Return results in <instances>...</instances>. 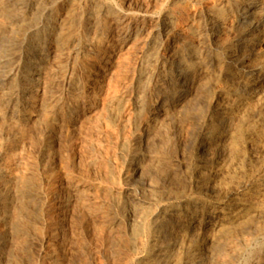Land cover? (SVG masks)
<instances>
[{"label":"bare ground","instance_id":"bare-ground-1","mask_svg":"<svg viewBox=\"0 0 264 264\" xmlns=\"http://www.w3.org/2000/svg\"><path fill=\"white\" fill-rule=\"evenodd\" d=\"M41 3L42 8H38V11L34 12L35 17H32L34 21L31 19L33 22H28V19L25 22L26 15ZM90 3L92 8L87 7L90 10L79 11L74 8L71 16L69 15L70 19L65 21L63 19L66 17H57V2L54 4L47 0H0V16H9L7 25L15 27L13 35L10 33L13 40L9 45V66L0 76V117L21 120L29 116L24 110L34 104L32 102L40 90L39 67L48 52L44 43L51 37L68 53L60 81L68 90L69 99H64L65 96L62 95L50 98V95V99L40 100L38 106L47 117L63 110H67L69 116H74L76 106H72V102L84 93L79 86L81 82L78 84L75 77L79 72L76 70H81L83 65L77 68L76 59L81 56L85 61L96 55L105 59V54L108 53L107 47H103V39L111 32L112 25H119L118 30L125 40H144L145 46L142 48L145 49L141 61L137 62L138 65L134 69L131 68V84L126 83L129 86L122 93L115 97L113 95L114 98L110 102H105L107 108L102 105L105 98L102 102L98 100L102 108L107 110L106 112L101 109L106 112V116L100 119L109 140L108 147L104 150L106 152L102 155L98 152L101 156L90 157V164L99 168L103 179L98 188L103 196L94 204L103 219L99 232L103 243L106 244L108 236L120 227L122 230L118 229L121 233L122 255L119 257L123 259L124 264H264V0H165L157 2L156 6L154 5L155 10L151 6V13H137L133 16L123 12L122 6L110 8L95 0ZM164 4H167L166 8ZM184 6L190 7V10L186 8L189 10L186 12V19L180 22L178 15ZM126 9L128 8L125 7ZM77 14V23L83 25L82 36L77 29H72V20ZM12 27L10 29L13 30ZM1 30L3 33V29ZM112 32L115 33L114 30ZM42 89L45 90L44 87ZM42 95L45 94L42 92ZM184 103L192 109L184 111L181 107ZM177 106L184 112L179 113L180 109L177 108L178 113H175ZM17 111L21 113L16 114ZM58 115L60 116L59 113ZM161 116L178 119V122L158 135ZM98 121L100 123V120ZM7 125L9 126L8 123ZM5 153V150L0 148V264L7 258L4 252L8 239L14 235L20 236L16 227L22 226L14 224L15 220L13 223L12 220L8 222L9 205L20 201V198L36 196L37 193L33 192V186H28L24 177L26 182L18 181L7 162H2ZM45 155L42 159V175L46 174L47 169L45 157L47 159L48 156ZM11 164L13 167V163ZM38 168L40 170V167ZM77 189L78 182L73 184L72 191ZM83 192L76 191L82 197L87 191ZM100 192L97 195L100 196ZM94 193L96 194L95 191ZM23 200L22 203L25 202ZM83 202L85 204V201ZM24 204L21 211L27 206L26 202ZM33 204L32 202V208L37 206ZM91 205L93 208V203ZM80 212L83 211H78ZM92 218H95V215ZM39 219L41 223L48 221L42 217ZM25 222L24 226L29 221L26 224ZM31 224H28L27 228ZM35 227L38 228L37 225ZM48 227L50 228V225ZM54 228L52 229L55 230ZM60 235L62 236V232ZM34 239L40 243V253L46 264H60L58 254L62 255L63 252L56 253L53 245V248L45 247V238L42 236ZM12 240L14 243L17 241L16 238ZM23 246L24 249L26 244ZM83 246L85 247V244ZM78 248L76 249H82ZM72 254L69 255L74 256ZM69 255L65 258L66 261ZM82 256L84 258V255ZM91 256V259H95L94 254ZM97 259L98 257L95 262ZM92 261L91 263H94ZM106 264H109V260Z\"/></svg>","mask_w":264,"mask_h":264},{"label":"rangeland","instance_id":"rangeland-1","mask_svg":"<svg viewBox=\"0 0 264 264\" xmlns=\"http://www.w3.org/2000/svg\"><path fill=\"white\" fill-rule=\"evenodd\" d=\"M95 1H98V3L101 2L100 4H102V5L106 4V6H109L110 8H115V7L118 8V7L122 6L121 9H122L123 12H125L128 16H133V15H135L137 13H140V14H142V13H151L153 10H155L154 5L157 4V2H164L165 0H122V1H120V0H114V1L113 0H95ZM154 1H157V2H154ZM47 2H53L54 4H56V2H57V6L55 5L57 7V17L60 18V19L62 17L63 18L66 17L64 19L62 18L65 21L70 19L69 15L71 16V13H73L74 8H77L79 11H86V10H90L92 8V3H90L91 0H80V1L79 0H73V1L72 0H47ZM43 3H46V2H43ZM43 3H41V5L37 6L36 8L34 7V9L32 10L33 13L31 11L29 14L26 15L25 22H27L28 19H30L28 22H33L34 21L33 18L35 17V13L38 11V8H42ZM70 3H71V5H70ZM66 4H68L69 6L66 5ZM110 5H112V7ZM166 5L167 4H164V7ZM169 5H171V4L169 3ZM72 6H73V9H72ZM76 6H78V7H76ZM83 6L86 7V8H84ZM151 6H153L152 9L154 8L153 10H151ZM87 7H89L90 9L87 8ZM125 7H127L128 9L125 10ZM66 8H68V9H66ZM186 8H188V7L184 6L183 8H181V13L178 15V21L182 22V21H184V19H186V12H188L190 10V7L188 8L189 10L186 9ZM148 11H150V12H148ZM1 18L3 19V23H2V19H0V31H2L1 29H3V33L0 32V33H2V34H0L1 35V37H0V76H1V74H3V72L9 66V62H7V60L9 61V58L11 56V55H9V45H10L11 41L13 40V36H12L13 33L12 32L14 31V28H15V27L13 28L12 26H8L7 25V23H8L7 20L9 18V16H7V17L5 16L4 17L2 15ZM73 18H74V16H73ZM179 18L181 20H179ZM31 19H33V21H31ZM77 21H78V14L75 15L74 20H72V25L74 24L72 26V29H77V32L79 31L80 36H82L81 32L83 30V25H79L77 23ZM66 26H69V24L68 25L66 24ZM118 26L119 25H117V26L112 25L111 32L114 30L115 33L112 32V34H111V32H110L107 35V37H105L103 39V47L104 46L107 47L106 51L108 53V54H105V59L101 58L98 55H96L97 57L93 56V57H91V58H89L88 60H85V61H83V59H81V56H79L76 59V61L78 63L77 64V68H79V65H83V68H81V70H79V69L76 70L77 72L78 71L79 72L75 74V77H76V80H77L76 82L78 84L81 82L79 86L83 89L84 93L82 95H80L81 98L78 97L74 102H72V106H74V107L76 106L75 107L76 114L74 116H69L68 113H67V110H63V111L58 112L60 114V116L58 115V113H56L54 116L47 117L45 112H43L40 109V107L38 106L40 100L41 101H45V100H48V99H50V98H52L54 96H57V95H62L63 97L65 96L64 99H67V100L69 99V94L67 92L68 90L64 86L63 82L60 81L61 80L62 68H64V66H65V64L67 63V60H68V53H67V50L65 48H63L58 41L56 42L54 40V37H51L44 43V46L48 49V52L44 56L43 60L41 61L40 67H39V72L41 73V74L39 73L40 90L35 95V98H34L35 101L32 102L34 104L29 105V107H27L24 110L25 113H28V115L30 117L29 116H27V117L25 116L21 120H17V119H14V118L13 119L12 118L9 119V118L0 117V119H1V123H0V131L1 132H0V135H2L0 137V139H1L0 140V148L4 149L5 152H6L5 154H7V156H9V157H7L4 154L2 162L3 163L7 162L6 164L9 165L10 168L12 169L13 173L16 174V177L18 178L17 179L18 181L27 180L28 186H31V187L33 186L32 187L33 188V192H35V193L37 192L36 196H33L34 199L36 198L35 200L33 199V197H26V198H22V199L20 198L19 199L20 201L17 200V201L12 203L13 205L12 204L9 205L8 211H10V212L7 211V220H9V219L10 220L8 222L10 223L11 220H12L11 223H13L14 220H15L16 222L14 224H17V226H21L22 225L25 229L22 226L19 227V228L16 227L17 230L19 231L18 234H20V236L19 235L18 236L21 239L20 238L18 239V236H16V235H14V237L13 236L10 237V238H12L14 240L16 238V240L18 239L20 241L17 240L14 243L12 239H10V238L8 239L9 243L7 242V245H6L7 248H5V252H4L6 254V256H7L6 261H5L6 263L4 262L5 264H8V263L9 264H15V263H17V264H24V263L25 264H27V263L28 264H46V260H43L44 258L42 257V255L40 253V249H41L40 248L41 247L40 243L38 241H36V239H34V238H36L38 236L39 237L42 236V237L45 238V243H46V244L44 243L45 247L49 246L50 248H53V246H54L53 250L56 249L55 250L56 253H62L63 252L62 255H60V254H58L59 256L57 255L60 264L62 262H64V264H67V263H69V264H71V263L72 264L81 263L82 264L83 261H84V258H85V261H84L83 264H85V262L87 264H95V263L97 264V262H99L100 264H106V263H108V260H109V264L110 263H112V264H124L123 263V259L120 258L121 255H122V250H121L122 246H121V241H120L121 233H120L119 229H121V228L118 227L119 229L118 228H116V230L114 229L113 233H111V236L110 235L108 236L106 244L103 243L102 239L99 236V232H100L102 224H103V219H102L100 211L96 210V205L94 206V204H95V202L97 200L102 198L101 196H103V195H101L102 193L98 190L99 186L103 182L102 181L103 179L101 178L102 176L100 174L99 168L96 165H93L92 163L91 164L93 166L90 164V160L92 158H94L93 155L97 157L100 154L101 155L104 154V152H106L104 150H106L107 147H108V141L107 140H109V138H108V134L106 133V130L104 129V125L102 123V119L106 116L105 113L107 112V110L105 109V108H107V106H106L107 104L106 103L110 102L112 100V98H114L116 95H119L120 93H122L125 90V88L128 87L131 84L132 79H131V81H129L130 80L129 78L130 77L132 78V73L131 72L138 65V63L141 61V59L143 58L142 56L144 54V49L145 48H142L143 46H145L144 45V40L143 41L142 40H140V41L137 40V41H134V42H131V40H125V38L123 37L124 35L121 34L120 31L118 30ZM6 27H7V29H6ZM10 27H12L13 30L10 29ZM107 38L109 39V41H108ZM106 42H107V44H106ZM59 46H61V47H59ZM61 48H63L64 50L61 49ZM108 48H109V50H108ZM5 55H6V57H5ZM92 58H94V60ZM97 59H98V61H97ZM81 60H82V62H81ZM112 61H113V64H112ZM1 63H3V64H1ZM87 63H88L89 66L87 65ZM131 68H133V69H131ZM1 69H2V71H1ZM85 71H87V73H89V72L90 73L86 74ZM109 73H110V75H109ZM129 73L131 75H129ZM93 74H94L95 77L93 76ZM57 76H59L60 79ZM85 80H87L88 82L85 81ZM41 81L44 82L45 85H43V83ZM60 82H61V84H60ZM126 83H129V85L126 84ZM93 84H94V86H93ZM97 85H98V87H97ZM60 86H62V87H60ZM43 87H44L45 90L42 89ZM92 87H94L96 90L94 88H92ZM40 92H41V94H40ZM42 92L46 96L45 95L43 96ZM85 92H87V94H89V95H87ZM113 93H115V94H113ZM94 94H95L96 97L93 96ZM39 95L42 96L43 98L41 99V97ZM113 95H114V97H112ZM49 96H50V98H49ZM36 98H38V99H36ZM104 98H105V100L107 99V101L104 100V102H102ZM98 100L99 101L102 100L101 101L102 105H105L104 106L105 108L104 107L102 108L101 102H99ZM37 101H38V103H37ZM182 105H184V106H181V107H183L184 111L185 110L190 111V109H192V108H190L191 106H189L188 104L186 105V103H184ZM96 106L100 110L97 109ZM177 108H179L180 110L177 109ZM101 109L103 111L106 110V112L101 111ZM176 109L179 110V113L184 112L180 108V106L179 107L177 106L174 109V111H176L175 113H178ZM98 110L100 112L99 115H98V113H99ZM40 111H42V112H40ZM37 112H40V114L37 113ZM15 113L16 114L17 113L20 114L21 112L17 111ZM61 115H62V118H61ZM101 115H103V117H101ZM39 116L40 117L42 116L43 118L42 117L39 118ZM60 118H61L62 121L60 120ZM72 118H73V120H72ZM100 118H102V119H100ZM11 119L13 120V122H12ZM46 120L47 121L49 120V121L46 122ZM98 120H100V123H98L99 122ZM159 120H158L160 122L159 124H161V125L159 126L158 131H157L158 135L159 134H163L166 131V129L171 128L174 124H176L178 122V119L176 120L174 118H169V116H164V117L161 116L159 118ZM5 121L6 122L8 121L7 123L9 124V126L7 125V123H5ZM39 122H41V123H39ZM50 123L52 125H54V127L52 125H50ZM14 124H16V125H14ZM45 124H46V126H45ZM99 124H101L100 125L101 127L99 126ZM13 125H14L16 130H14ZM42 126H43V128H42ZM49 126H50V130H49ZM11 127H12L13 130L11 129ZM164 129H165V131H164ZM105 135H106V137L108 139L105 138ZM9 137H10V139H9ZM17 138H18V140H17ZM11 139H13L15 142L13 140H11ZM16 141H18V142H16ZM8 142H9V145H8ZM4 143H6V144H4ZM8 146H9V148H8ZM8 151H9V154H8ZM10 151H11V153H10ZM96 151H97V153L99 152L100 154L99 153L97 154ZM45 154H47V155H45ZM44 155L48 156L47 159L45 157V161H46L45 165H46L47 169H46V174L42 175L44 172H43L41 166H42V161H43L42 159H43ZM90 157H92V158L90 159ZM8 160H10V161H8ZM13 160L15 161V163H14ZM8 162L9 163L10 162L13 163V167H12V164L11 163L9 164ZM39 162H41V164ZM48 166H49V168H48ZM38 167H40V170H39ZM37 168H38V172H37ZM15 170H16V173H15ZM46 175H47V177H46ZM49 175H51V176L49 177ZM42 176H44V177H42ZM99 176H100L101 180H98V179H100ZM23 177L25 178L24 180H23ZM36 179H38L37 182H36ZM86 180H88V181H86ZM24 182H26V181H24ZM76 182H78V189L76 190L77 192L82 193V191H84V192L87 191L85 193L83 192L85 194V197H84V194H82L83 195V197H82L79 193H76V191H72L73 184L76 183ZM32 183H34V184H32ZM37 183L40 186H38ZM80 188H81V190H79ZM89 191H91V192H89ZM94 191L96 192V194L94 193ZM99 192H100V196L97 195ZM70 193H71V195H70ZM90 193H91V195H90ZM72 194H73V196H76V197H73ZM92 194H94V195H92ZM77 195H78V197H77ZM38 196H39L38 199L42 200L43 202L37 199ZM50 196H52V197H50ZM68 196H69V198H68ZM79 196H81V198H79ZM60 198H61V200H60ZM76 198L77 199L79 198L80 200L79 199L77 200ZM48 199L49 200L52 199V200L49 201ZM83 199H85V200H83ZM21 200L25 201L26 204H27V206L22 208V211H21V207H23V205H25L24 204L25 202L22 203ZM30 200L34 203L33 206L37 205V206H35L36 208L35 207L32 208V202H30ZM72 201H74V202H72ZM83 201H85V204H84ZM86 201H88V202H86ZM27 202L30 203V204H28ZM35 202H37V203H35ZM19 203H20V205H18ZM69 203L71 205L74 204V203L75 204L73 206H70ZM92 203H93L94 210H93L92 205H91ZM88 205H90V206L87 207ZM13 207H15L16 210ZM17 207H18V211H17ZM44 207H46V208H44ZM90 207H91V209H90ZM48 208H50L51 210L50 209L48 210ZM45 209H46V211H45ZM74 209H75V211H74ZM25 210H26V213L23 214V212H25ZM77 210L78 211H83V212L78 213ZM19 211L21 212V214H20ZM36 211L38 213H36ZM27 212H30V213H27ZM74 212H75V214H74ZM88 212H89V215H88ZM14 213L16 214V216H14L15 215ZM44 213H45V215H44ZM48 213H49V216H48ZM81 213H84V214H81ZM10 214H11V216H10ZM30 215L32 217H30ZM94 215H95V218H92V217H94ZM8 216H9V218H8ZM17 216H19V217H17ZM27 216H28L29 219L27 218ZM72 216H73V219H72ZM89 216H91V217H89ZM96 216H97V218H96ZM40 217L45 218V220L48 219V221L46 220L45 222L41 223V221L39 219ZM85 217H87L86 220H85ZM16 218L17 219L20 218V220H17ZM21 218H22V220H21ZM35 218L37 219L36 221L33 220ZM74 218H76V219H74ZM79 218L82 219V220L80 221ZM99 218H101V219H99ZM30 219H31V221H30ZM51 219H53V220H51ZM54 219H56V220H54ZM76 220H77L78 223L75 222ZM91 220H93V221H91ZM23 221L24 222L25 221L26 222L29 221L27 223L29 225L31 223L32 224H31V226L29 228H27L28 224L25 225L26 226L25 227L23 225L24 224ZM54 221H56V222H54ZM26 222H25V224H26ZM96 222H97V224H94ZM88 223L89 224L92 223V225L94 224L93 225L94 228H92L93 226L89 225ZM98 223L99 224L102 223V224L99 225ZM18 224H20V225H18ZM51 224H52V227H51ZM32 225H33V227H32ZM36 225L38 226V228L35 227ZM49 225H50V228L48 227ZM53 225L54 226L57 225V227L55 226V228H54ZM87 225H88L89 229L87 228ZM60 227H61V229H60ZM31 228H32V230H35V231H32ZM52 228H54L55 230L57 229V230L55 231ZM27 229H28V231L26 232L25 230H27ZM45 229H47L48 231L46 230V232H45ZM93 229H96V230H93ZM20 230H22V231H20ZM38 230H40V231H38ZM52 230H53V232L55 231L54 234H53ZM91 230H93V231H91ZM117 230H119V232ZM36 231L39 232L38 235H36L37 234ZM76 231H77V233H76ZM96 231H97L98 235L96 234ZM61 232H62V236L60 235ZM24 233H27V234H24ZM45 233H46V235H45ZM49 234H51V235H49ZM47 235H48V237H47ZM28 236H30V237H28ZM25 237H26V242H25ZM27 237H28V239L30 238V240H28ZM90 237H92L93 239H91ZM62 238H64V239H62ZM23 239H24V241H23ZM47 239H49L48 240L49 242L47 241ZM94 239H95V241L97 243L94 241ZM50 240L53 243L50 242ZM74 240H76V241L78 240V242H75ZM92 240L94 241V243H93ZM23 243L26 244V246L24 244L25 247L23 246ZM32 243L33 244L36 243V244H34L36 246H34V245L33 246L36 247V249H39V248L40 249L36 250L33 246H30ZM38 243H39V245H38ZM78 243L81 246H79ZM81 243L85 244V247ZM118 243H120V244H118ZM111 244H113V245H111ZM11 245L14 246V248ZM116 245H117V247H116ZM9 246H11V247H9ZM17 246H18V248H17ZM22 246L24 247L25 250L22 248ZM76 246L79 247L78 249H80V248H82V249L77 250ZM20 247H21V249H20ZM57 247H58V251H57ZM99 247H100V249H99ZM28 248L31 249L32 251L29 250ZM87 249H91V250H87ZM93 249H95V250H93ZM101 249H102V252H101ZM111 249H112V251H111ZM9 250H12V252H10ZM30 251H31V253H30ZM88 251H90V252H88ZM72 252H74V253L76 252L75 253L76 256H75L74 253L72 254ZM77 252H79V253H77ZM105 252H108V253L105 254ZM115 252H116V254H115ZM7 253L13 254V255H9ZM16 253H18V254H16ZM34 253H35V255H34ZM37 253H39V254H37ZM89 253H91L90 256H89ZM97 253H99V255ZM69 254L70 255L72 254L74 256H70ZM93 254H94L93 257H95V259L98 257L97 262H95L94 258H93L94 260L91 259L92 258L91 255H93ZM68 255H69V258H68L69 261L68 260L66 261L65 258ZM82 255H84V258H83ZM13 256L14 257L16 256V258H14ZM18 256H19V258H18ZM39 256H41V257H39ZM26 257H28V258H26ZM36 257H38V258H36ZM105 257H106V259H105ZM32 259H34L33 262H32ZM99 259H101V260H99ZM29 260H30V262H29ZM73 260H75V261H73ZM79 260H83V261L79 262ZM87 260H89V261H87ZM92 260L94 261V263H91ZM12 261H14V262H12ZM113 262H115V263H113Z\"/></svg>","mask_w":264,"mask_h":264}]
</instances>
